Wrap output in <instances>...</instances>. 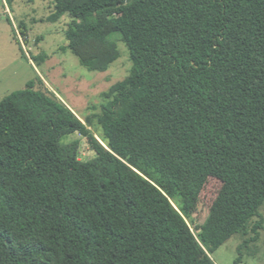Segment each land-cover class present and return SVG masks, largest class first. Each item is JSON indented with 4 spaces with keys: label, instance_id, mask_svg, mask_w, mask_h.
Listing matches in <instances>:
<instances>
[{
    "label": "trees",
    "instance_id": "obj_1",
    "mask_svg": "<svg viewBox=\"0 0 264 264\" xmlns=\"http://www.w3.org/2000/svg\"><path fill=\"white\" fill-rule=\"evenodd\" d=\"M54 6L53 21L72 18L68 49L83 67L108 71L119 42L132 66L104 95L108 149L92 131L103 116L83 122L35 81L0 102V264H216L233 236L251 235L239 251L258 242L264 0ZM76 133L95 158L65 142ZM211 178L222 187L199 224Z\"/></svg>",
    "mask_w": 264,
    "mask_h": 264
},
{
    "label": "rangeland",
    "instance_id": "obj_2",
    "mask_svg": "<svg viewBox=\"0 0 264 264\" xmlns=\"http://www.w3.org/2000/svg\"><path fill=\"white\" fill-rule=\"evenodd\" d=\"M54 12V0H12L9 4L0 0V102L35 81L37 89L54 93L80 119L92 114L103 116L95 120L96 129L92 130L103 143L100 137L105 136L108 122L104 95L129 76L132 66L129 51L119 42L121 57L108 71H89L68 49L66 31L72 18L64 15L53 21ZM21 26L26 28V36H21ZM38 77L44 84L37 81ZM77 140L81 161L96 157L86 138L78 133L68 136L65 142ZM221 187L222 183L214 178L206 184L195 215L199 224L208 218ZM261 214L264 218V206ZM250 237L233 236L211 255L212 259L216 264H264V230L258 242L239 251L244 240Z\"/></svg>",
    "mask_w": 264,
    "mask_h": 264
},
{
    "label": "water",
    "instance_id": "obj_3",
    "mask_svg": "<svg viewBox=\"0 0 264 264\" xmlns=\"http://www.w3.org/2000/svg\"><path fill=\"white\" fill-rule=\"evenodd\" d=\"M103 144V143H102ZM104 145V147L106 148V149H108L107 147H106V145L105 144H103Z\"/></svg>",
    "mask_w": 264,
    "mask_h": 264
}]
</instances>
